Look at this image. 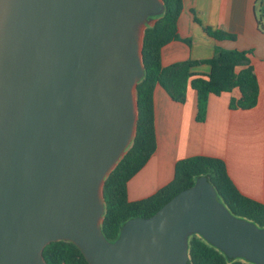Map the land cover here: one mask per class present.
<instances>
[{
    "label": "water",
    "instance_id": "95a60500",
    "mask_svg": "<svg viewBox=\"0 0 264 264\" xmlns=\"http://www.w3.org/2000/svg\"><path fill=\"white\" fill-rule=\"evenodd\" d=\"M164 0H0V264H47L56 242L89 264H191L197 235L264 264V228L206 177L106 239V180L132 147L146 30Z\"/></svg>",
    "mask_w": 264,
    "mask_h": 264
},
{
    "label": "trees",
    "instance_id": "16d2710c",
    "mask_svg": "<svg viewBox=\"0 0 264 264\" xmlns=\"http://www.w3.org/2000/svg\"><path fill=\"white\" fill-rule=\"evenodd\" d=\"M165 13L153 27L146 30L144 39V64L146 74L138 85L139 119L135 141L105 183L106 214L102 230L107 240L115 242L121 229L129 220L150 218L182 191L195 185L201 177L214 186L220 201L232 215L251 221L264 228V204L240 193L229 176L225 162L218 158L194 156L176 164L172 182L154 195L139 200L128 199V183L149 162L157 150L154 94L161 86L178 103L187 100L188 89L198 95L197 120L204 122L211 95L219 96L239 89L241 98H232L233 110H250L257 106L259 83L251 64V51L218 48L212 59L185 61L162 65V49L180 40L178 21L184 9L183 0H164ZM205 32L217 40H235L236 36L221 30L206 28ZM207 64L208 75H196L192 69ZM191 264H254L242 259L230 260L222 251L195 235L190 240ZM47 264H89L79 248L70 242H56L44 250Z\"/></svg>",
    "mask_w": 264,
    "mask_h": 264
},
{
    "label": "crops",
    "instance_id": "0c3cea01",
    "mask_svg": "<svg viewBox=\"0 0 264 264\" xmlns=\"http://www.w3.org/2000/svg\"><path fill=\"white\" fill-rule=\"evenodd\" d=\"M178 21L180 40L162 49V65L212 59L218 48L251 51V64L259 83L255 108L233 110L234 89L208 100L204 122L197 120L198 95L188 89L184 104L175 102L158 86L154 94L157 150L146 166L128 183V199L148 198L173 181L178 161L207 156L225 162L241 194L264 204V4L262 0H183ZM206 28L236 36L217 40ZM208 75L207 64L192 69Z\"/></svg>",
    "mask_w": 264,
    "mask_h": 264
},
{
    "label": "built area",
    "instance_id": "2783aa9c",
    "mask_svg": "<svg viewBox=\"0 0 264 264\" xmlns=\"http://www.w3.org/2000/svg\"><path fill=\"white\" fill-rule=\"evenodd\" d=\"M263 4H264V0H262Z\"/></svg>",
    "mask_w": 264,
    "mask_h": 264
}]
</instances>
